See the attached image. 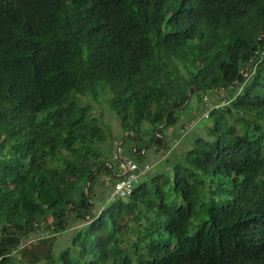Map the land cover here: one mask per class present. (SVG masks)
<instances>
[{
    "label": "trees",
    "instance_id": "obj_1",
    "mask_svg": "<svg viewBox=\"0 0 264 264\" xmlns=\"http://www.w3.org/2000/svg\"><path fill=\"white\" fill-rule=\"evenodd\" d=\"M195 100L206 136L108 196V146L147 165ZM0 226V264H264V0H0Z\"/></svg>",
    "mask_w": 264,
    "mask_h": 264
},
{
    "label": "rangeland",
    "instance_id": "obj_2",
    "mask_svg": "<svg viewBox=\"0 0 264 264\" xmlns=\"http://www.w3.org/2000/svg\"><path fill=\"white\" fill-rule=\"evenodd\" d=\"M216 99H217L216 94L214 92H210L208 93V98L203 99L201 103H204L206 100L208 102H212V101H215ZM100 106L103 108V112L100 111L99 109ZM203 108H204L203 105L201 106L198 105V103L195 100L193 103L192 109L189 110L188 112H185V113L183 112V114L180 113L179 118H181V120H178L177 124L173 128H170L167 130L168 131L166 134L167 142H165V145L163 144L162 141H160L157 144H162V145L159 146L157 152H152L151 150L146 151L145 153L146 155L144 156L143 160H145L144 164H147L149 167L146 170V172L148 171L147 174L151 173V171H154V170L159 171L162 168V165H165L163 163H165L166 161L170 162V161H174L176 157L180 158L183 152H185L186 150H188V148H190V145L196 136H202V137L206 136L205 128L210 125V122H206L207 112ZM94 112L95 114L102 113V121L105 123H108L107 126L111 128L112 134L115 137L120 138L119 123L116 120V118L110 113L108 105L107 104L104 105L101 103V105L94 107ZM145 126L147 125L145 124ZM117 145H119V148H121L123 145V142L122 143L117 142L115 144L111 143L110 144L111 147L108 146V148L114 151L113 153L114 157L116 156L121 157L120 149H116ZM124 147L128 148V144H125L123 148ZM116 152H118V155L116 154ZM108 167H109L108 165H104L98 173V175L100 176L99 178H97L99 180L95 185V190H96L95 197L98 196L96 197L98 198V201H99V198H104L106 194H108L107 192H108L109 184L106 182L105 184L101 183L102 181L109 180L107 178L108 177ZM118 175L119 174H117V176ZM114 178L117 180L116 176H114ZM108 196L112 197L111 193ZM68 221L70 223V228L65 231H62L59 233H52V232L44 233V230H41L35 233L34 235H32L30 238L21 237L19 239L21 243L19 246H17V250L27 248L28 250L45 252L47 249H51L52 252H58L60 250L70 248L72 234L74 231H76L81 226V222L80 221L73 222V221H70V219H68ZM0 230H1V226H0ZM45 236L50 237V240L46 244L39 245L38 243L35 242L36 238L45 237ZM25 262L27 264H31L29 260L27 259H25ZM37 264H41V263L39 262Z\"/></svg>",
    "mask_w": 264,
    "mask_h": 264
},
{
    "label": "built area",
    "instance_id": "obj_3",
    "mask_svg": "<svg viewBox=\"0 0 264 264\" xmlns=\"http://www.w3.org/2000/svg\"><path fill=\"white\" fill-rule=\"evenodd\" d=\"M119 168L125 172V175L114 184L111 192L112 198L126 197L131 194L134 183L138 181V178L144 174L149 167L147 165L139 167L135 162L126 160L124 164L119 165Z\"/></svg>",
    "mask_w": 264,
    "mask_h": 264
},
{
    "label": "water",
    "instance_id": "obj_4",
    "mask_svg": "<svg viewBox=\"0 0 264 264\" xmlns=\"http://www.w3.org/2000/svg\"><path fill=\"white\" fill-rule=\"evenodd\" d=\"M234 84H235V82L233 83V85H234ZM187 103H188V101L186 102V104H187ZM180 109H183V107L180 108ZM171 112H172V111H170L169 113H171ZM164 126H165V124H164L163 126L159 127L158 129H162V128H164ZM158 129H157V130H158ZM157 130H156V131H157ZM156 131H155V132H156ZM125 135H126V133H125L124 136H123V141H124ZM123 141H122V142H123ZM122 142H121V143H122ZM137 144H138V141L133 145V147H132L133 150L137 147ZM163 144L165 145V143H163ZM164 145H163V146H164ZM116 149H120V148H119V145L116 146ZM144 149H145V148L142 149L141 154L143 153ZM157 149H158V148H157ZM116 154L118 155V152H116ZM116 157L118 158L120 164H124V159H123V158H121V157H119V156H116ZM104 165H108L109 168H110V170L112 169V165H111V163H109V162H106V163H104L103 165H100V166L97 167L96 172H95V173L92 175V177H91L90 179H88V180L86 181V183H85V194H86V197H87V198H89L88 186H89V183H90L91 179L94 178V177H96V176L98 175L100 169H101ZM124 175H125V172H123V173H122L121 175H119V176H116V178H117V179H120V178H122ZM92 211H93V208L91 209V215H92ZM32 222H34L33 219H32ZM67 222H68V212H67V218H66L65 226H66ZM41 223H42V221L39 223L38 226H40Z\"/></svg>",
    "mask_w": 264,
    "mask_h": 264
},
{
    "label": "clouds",
    "instance_id": "obj_5",
    "mask_svg": "<svg viewBox=\"0 0 264 264\" xmlns=\"http://www.w3.org/2000/svg\"><path fill=\"white\" fill-rule=\"evenodd\" d=\"M125 161H126V160L124 159V162H125ZM122 173H123V171H122ZM122 173H121V174H122ZM121 174H119V175H121ZM119 175H118V176H119ZM115 176H117V175H115ZM117 180H119V179H117Z\"/></svg>",
    "mask_w": 264,
    "mask_h": 264
},
{
    "label": "flooded vegetation",
    "instance_id": "obj_6",
    "mask_svg": "<svg viewBox=\"0 0 264 264\" xmlns=\"http://www.w3.org/2000/svg\"><path fill=\"white\" fill-rule=\"evenodd\" d=\"M11 238H13V235L12 236H10Z\"/></svg>",
    "mask_w": 264,
    "mask_h": 264
},
{
    "label": "bare ground",
    "instance_id": "obj_7",
    "mask_svg": "<svg viewBox=\"0 0 264 264\" xmlns=\"http://www.w3.org/2000/svg\"><path fill=\"white\" fill-rule=\"evenodd\" d=\"M138 151V150H137ZM145 154V153H144ZM142 155V154H141Z\"/></svg>",
    "mask_w": 264,
    "mask_h": 264
}]
</instances>
